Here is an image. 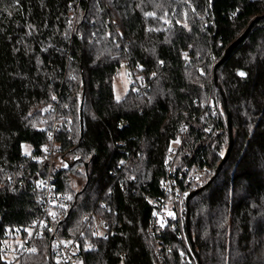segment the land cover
<instances>
[{"label": "trees", "instance_id": "16d2710c", "mask_svg": "<svg viewBox=\"0 0 264 264\" xmlns=\"http://www.w3.org/2000/svg\"><path fill=\"white\" fill-rule=\"evenodd\" d=\"M123 65L135 77L116 99ZM223 96L233 146L216 174L230 143ZM192 167L200 184L180 177ZM171 176L198 191L201 264H264V0H0V264H63L52 216L83 264H157L158 239L164 264H198L187 204L148 235ZM50 179L68 203L48 217ZM92 214L115 234H93Z\"/></svg>", "mask_w": 264, "mask_h": 264}, {"label": "built area", "instance_id": "2783aa9c", "mask_svg": "<svg viewBox=\"0 0 264 264\" xmlns=\"http://www.w3.org/2000/svg\"><path fill=\"white\" fill-rule=\"evenodd\" d=\"M127 67V66H126ZM128 70L126 72V76L128 79L133 80L135 77L134 70L130 67H127ZM55 128L58 129L59 125L56 124ZM182 172V173H181ZM180 172V177L184 175L187 181L196 182L197 184L201 183L203 171H200L198 167H192L190 169L186 168ZM176 173L173 172V175ZM176 178L171 176L165 182V192L166 195L169 196V200H163V202L159 205V210L157 212V218L154 222H152L150 229L148 231L149 236H155V230L158 231V227L160 226V219L163 217H170L174 215H185V204L187 200V195L185 192H180L175 190L177 187ZM40 187L43 191V199L45 214L53 215L51 210L53 206H65L68 203V199L64 194L60 193L55 185V180L50 179L46 181H41ZM176 207V211L174 210ZM181 210V211H180ZM54 216H52V220L47 223V228L52 233L54 239L53 249H55L56 255L58 259L63 262V264H83V255L81 254L80 243L77 241H63L59 239L57 236V228L54 224ZM89 226L92 229L93 234L107 238L111 234H115L111 231L109 223L103 219L102 217L97 216L96 214L90 215L88 218ZM157 249L155 250V258L157 264L165 263V255L168 252V249H164L160 244L159 239L156 241ZM124 257V256H123Z\"/></svg>", "mask_w": 264, "mask_h": 264}, {"label": "water", "instance_id": "95a60500", "mask_svg": "<svg viewBox=\"0 0 264 264\" xmlns=\"http://www.w3.org/2000/svg\"><path fill=\"white\" fill-rule=\"evenodd\" d=\"M258 19H254L250 25L248 26V28L245 30V32L236 40L234 41L226 50V53L224 55V57L221 59V61L216 65L215 67V70H214V78H215V81H217V75H216V69L217 67L223 63L226 58L228 57V55L231 53V51L236 47L238 46L245 38H246V35L248 34V32L250 31V29L252 28V26L256 23ZM240 73H244L243 71H238V74L239 76ZM246 74L244 73L243 76L241 77H245ZM222 95L223 92H221ZM224 97V96H223ZM83 100H84V93H83V97H82V100H81V104H80V130H81V136H83V133H84V118H83V114H84V110H83ZM224 103H225V109L227 110V113H228V129H229V135H230V143H229V146H228V149L226 151V154L225 156L223 157L222 159V162L219 164L217 170H216V174L220 172V170L222 169L223 165L225 164V162L227 161L229 155H230V152H231V149H232V146H233V133H232V125H231V114L230 112L228 111L227 109V103H226V99L224 97ZM86 167H87V164H86ZM86 187H84L85 189ZM198 193V191H195L191 194H189L187 196V200H186V204H187V218H186V227H187V232H188V239H189V242L191 244V248H192V251L193 253L195 254V257L198 261V264H201L200 262V259H199V256L197 255V252L195 250V245H194V242H193V238H192V235L190 233V217H189V213H190V209H189V202L190 200Z\"/></svg>", "mask_w": 264, "mask_h": 264}, {"label": "rangeland", "instance_id": "374dc122", "mask_svg": "<svg viewBox=\"0 0 264 264\" xmlns=\"http://www.w3.org/2000/svg\"><path fill=\"white\" fill-rule=\"evenodd\" d=\"M127 70L128 68L125 65H123L118 71V76L114 82V91H115L116 99L123 98L128 92L129 87L131 85V80L128 79L126 76ZM31 151H32V147L29 144L24 145L25 154H30ZM73 185L76 189H78L81 183L79 181H75Z\"/></svg>", "mask_w": 264, "mask_h": 264}, {"label": "snow or ice", "instance_id": "6c2138e0", "mask_svg": "<svg viewBox=\"0 0 264 264\" xmlns=\"http://www.w3.org/2000/svg\"><path fill=\"white\" fill-rule=\"evenodd\" d=\"M240 75H241V76H243V75H244V73H240ZM33 251H34V249H33Z\"/></svg>", "mask_w": 264, "mask_h": 264}]
</instances>
